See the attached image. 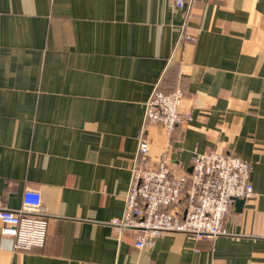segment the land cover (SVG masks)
Segmentation results:
<instances>
[{
  "label": "crops",
  "instance_id": "0c3cea01",
  "mask_svg": "<svg viewBox=\"0 0 264 264\" xmlns=\"http://www.w3.org/2000/svg\"><path fill=\"white\" fill-rule=\"evenodd\" d=\"M157 84L191 119L148 129L154 166L167 154L179 176L216 148L252 164L227 234L139 248L114 230ZM27 188L45 243L16 248L0 222V264H264V0H0V205Z\"/></svg>",
  "mask_w": 264,
  "mask_h": 264
},
{
  "label": "built area",
  "instance_id": "2783aa9c",
  "mask_svg": "<svg viewBox=\"0 0 264 264\" xmlns=\"http://www.w3.org/2000/svg\"><path fill=\"white\" fill-rule=\"evenodd\" d=\"M184 7L186 0H171ZM184 91L164 92L154 86L146 103L139 132V146L122 217L112 224L118 236L133 231L139 248L155 246L167 232H186L193 238L227 234L224 220L237 199H250L255 191L250 175L252 164L233 152L213 149L195 153L189 172L170 174L169 157L158 166L151 163L147 131L160 125L170 134L178 124L189 121L191 112L180 109ZM49 209L39 190L25 189L22 205L10 209L0 205L2 233L16 248L43 246L48 233Z\"/></svg>",
  "mask_w": 264,
  "mask_h": 264
},
{
  "label": "water",
  "instance_id": "95a60500",
  "mask_svg": "<svg viewBox=\"0 0 264 264\" xmlns=\"http://www.w3.org/2000/svg\"><path fill=\"white\" fill-rule=\"evenodd\" d=\"M243 201H244V199H237V200H236V203L239 204V203H241V202H243Z\"/></svg>",
  "mask_w": 264,
  "mask_h": 264
}]
</instances>
